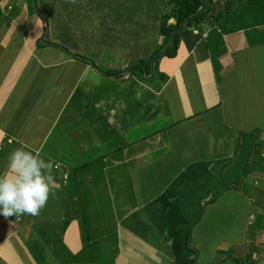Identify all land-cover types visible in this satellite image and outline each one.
Instances as JSON below:
<instances>
[{"label":"crops","instance_id":"obj_1","mask_svg":"<svg viewBox=\"0 0 264 264\" xmlns=\"http://www.w3.org/2000/svg\"><path fill=\"white\" fill-rule=\"evenodd\" d=\"M47 1L0 0V174L29 145L59 185L0 264H264V23L165 56L170 0Z\"/></svg>","mask_w":264,"mask_h":264},{"label":"clouds","instance_id":"obj_2","mask_svg":"<svg viewBox=\"0 0 264 264\" xmlns=\"http://www.w3.org/2000/svg\"><path fill=\"white\" fill-rule=\"evenodd\" d=\"M55 167L54 161L29 145L13 150L0 174V215H39L59 187L53 175Z\"/></svg>","mask_w":264,"mask_h":264},{"label":"trees","instance_id":"obj_3","mask_svg":"<svg viewBox=\"0 0 264 264\" xmlns=\"http://www.w3.org/2000/svg\"><path fill=\"white\" fill-rule=\"evenodd\" d=\"M200 1L201 0L169 1V3L173 5V8L170 7L168 11L163 13L160 26V30L166 40L177 30L179 24L185 18L192 15L199 8ZM236 1L245 3V13H238L237 15H234V13L230 14L233 6L232 3ZM171 17L175 20L174 26H167V21ZM199 22L206 23L212 30L208 36L207 44H209L210 38L220 44H223L221 37L223 34L240 29L254 30L264 23V0H205L204 6L199 14L185 22L180 31L173 37L169 48L163 55L172 56L175 43L179 35L182 34L188 26L198 24ZM211 63L213 72L217 78L218 70L220 68L219 60L212 56Z\"/></svg>","mask_w":264,"mask_h":264},{"label":"water","instance_id":"obj_4","mask_svg":"<svg viewBox=\"0 0 264 264\" xmlns=\"http://www.w3.org/2000/svg\"><path fill=\"white\" fill-rule=\"evenodd\" d=\"M204 3H205V0H201V1H200V6H199V8H198V9H197L192 15L188 16L187 18H185V19L179 24L177 30H176V31L170 36V38H169L167 44H169V42H170L171 39L174 37V35H176V34L180 31V29H181L182 26L185 24V22L189 21V20L192 19L194 16H196L197 14H199V12L201 11V9H202L203 6H204ZM41 41H42V40H41ZM43 42H44V41H43ZM157 55H162V52H159ZM155 59H156V58L153 59L152 64L154 63Z\"/></svg>","mask_w":264,"mask_h":264},{"label":"rangeland","instance_id":"obj_5","mask_svg":"<svg viewBox=\"0 0 264 264\" xmlns=\"http://www.w3.org/2000/svg\"><path fill=\"white\" fill-rule=\"evenodd\" d=\"M38 3H39V2H38ZM42 3H43V6H44V0H42ZM46 3L50 4L51 2H50V1L48 2V1L46 0ZM43 6H42V8H43ZM39 7L41 8V6H39V4H38V8H39ZM32 8H34V5H33V4H32ZM35 8H36V10H38V9H37V6H36ZM54 29L57 30V29H59V28H58V27H54ZM131 66H132V65H131ZM261 168H262V165H261L259 162L256 161V162H255V171H258V170H260ZM251 191H252V190H250V192H251ZM113 199H114V202H115V203H118V202H119L120 200H122L123 198H113ZM89 205H90V204H89ZM89 205H88V206H89ZM107 205H108V204H107ZM96 206L99 208V206H98L97 204H96Z\"/></svg>","mask_w":264,"mask_h":264},{"label":"built area","instance_id":"obj_6","mask_svg":"<svg viewBox=\"0 0 264 264\" xmlns=\"http://www.w3.org/2000/svg\"><path fill=\"white\" fill-rule=\"evenodd\" d=\"M8 8H10V7H8ZM263 29H264V26H263ZM194 32L199 33V31L197 29H194ZM12 141H13V139H10V138L6 139L7 143H11ZM1 150H2V144L0 143V152H1ZM253 217H254L253 215L250 216V222L252 221Z\"/></svg>","mask_w":264,"mask_h":264}]
</instances>
